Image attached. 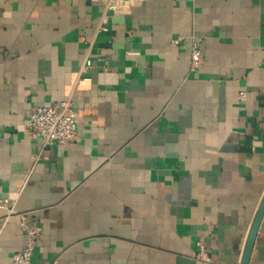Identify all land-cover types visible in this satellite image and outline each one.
I'll list each match as a JSON object with an SVG mask.
<instances>
[{
  "label": "crops",
  "instance_id": "0c3cea01",
  "mask_svg": "<svg viewBox=\"0 0 264 264\" xmlns=\"http://www.w3.org/2000/svg\"><path fill=\"white\" fill-rule=\"evenodd\" d=\"M105 13L0 0V264L27 243L22 214L32 264H203L199 242L241 264L264 196V0H144L102 32ZM68 99L77 141L43 148L31 110Z\"/></svg>",
  "mask_w": 264,
  "mask_h": 264
},
{
  "label": "built area",
  "instance_id": "2783aa9c",
  "mask_svg": "<svg viewBox=\"0 0 264 264\" xmlns=\"http://www.w3.org/2000/svg\"><path fill=\"white\" fill-rule=\"evenodd\" d=\"M144 0H91L92 3H98L104 6L106 13L103 18V25L100 30L107 32L108 27L106 23L112 15L130 10L138 7ZM182 39L174 40L177 45ZM203 58L195 40L191 42V70L195 71L201 64ZM92 65L88 59L83 66L82 73L84 74ZM82 76L77 80L74 89L78 90L83 83ZM240 100H245V92H240ZM28 134L42 142L43 148H54L56 146H67L77 141L78 136L76 132V114L74 111L73 102L68 99L62 102L43 105L33 108L30 112L29 122L27 126ZM0 209L11 215L13 212V204L8 198H0ZM20 218V229L27 237L26 245L17 252L12 259L11 264H32V257L34 254L36 240L40 235V228L36 224L27 222L26 215L22 214ZM197 260L203 264H210L211 258L206 251L205 245L202 242L198 243Z\"/></svg>",
  "mask_w": 264,
  "mask_h": 264
},
{
  "label": "water",
  "instance_id": "95a60500",
  "mask_svg": "<svg viewBox=\"0 0 264 264\" xmlns=\"http://www.w3.org/2000/svg\"><path fill=\"white\" fill-rule=\"evenodd\" d=\"M264 218V196L252 223L241 264H249L257 233Z\"/></svg>",
  "mask_w": 264,
  "mask_h": 264
}]
</instances>
